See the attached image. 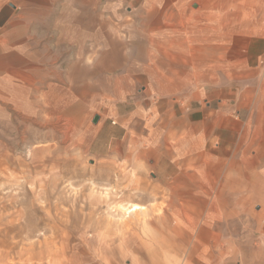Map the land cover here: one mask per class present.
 <instances>
[{"label":"rangeland","instance_id":"obj_1","mask_svg":"<svg viewBox=\"0 0 264 264\" xmlns=\"http://www.w3.org/2000/svg\"><path fill=\"white\" fill-rule=\"evenodd\" d=\"M1 8L47 64L0 79V264H264V0ZM242 174L261 193L234 208L213 189Z\"/></svg>","mask_w":264,"mask_h":264},{"label":"crops","instance_id":"obj_2","mask_svg":"<svg viewBox=\"0 0 264 264\" xmlns=\"http://www.w3.org/2000/svg\"><path fill=\"white\" fill-rule=\"evenodd\" d=\"M201 6L204 10H207L206 3L201 4ZM15 14L16 13L10 9H0V79L4 78V74L6 73H20L27 71L29 68L31 71L35 68V72L41 74V77H44V66L47 63H45L43 52L39 51L40 53L36 54V61L30 63L29 59H31V57L29 56L28 58L27 54L26 29L24 31L21 26V23L24 24L25 22L20 20L18 23L17 19H15ZM122 79L125 78L116 79V83L119 84ZM56 90L57 88L55 86H49V92L47 94H54ZM23 92L24 91H15L16 94L12 93L10 99V102L15 104L14 111L19 112V118L25 121H35V125L38 127L52 126L55 120L48 115L52 114L54 109H56L54 100L47 99V96L43 94H32L27 96L26 93L23 95ZM11 119L12 115L7 118V121H11ZM224 176L233 177L231 174ZM245 177L246 174H242V176L240 175L231 180L230 183L220 184L218 188L213 189V191H215L217 195H219L218 193L220 192H228L227 195L230 196L233 202L232 207L234 208H236V206H247L251 204V196H249V193L255 195L261 192L251 189L245 184V181L242 180ZM215 202L214 204L220 205L219 196H217ZM243 213L246 212L243 211ZM255 217L259 220H264V214H262V212L255 215ZM243 223L245 222L243 221ZM261 235L264 236V232H261Z\"/></svg>","mask_w":264,"mask_h":264},{"label":"bare ground","instance_id":"obj_3","mask_svg":"<svg viewBox=\"0 0 264 264\" xmlns=\"http://www.w3.org/2000/svg\"><path fill=\"white\" fill-rule=\"evenodd\" d=\"M6 124V123H5ZM41 126V125H40ZM141 209H143L142 206L140 205H137V204H134L132 205L130 208H126V207H123L122 210H123V213L124 215L127 216V214H130V213H136V212H139Z\"/></svg>","mask_w":264,"mask_h":264},{"label":"water","instance_id":"obj_4","mask_svg":"<svg viewBox=\"0 0 264 264\" xmlns=\"http://www.w3.org/2000/svg\"><path fill=\"white\" fill-rule=\"evenodd\" d=\"M100 117L99 116H95L93 119V123L96 124L99 121Z\"/></svg>","mask_w":264,"mask_h":264}]
</instances>
